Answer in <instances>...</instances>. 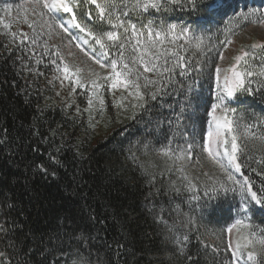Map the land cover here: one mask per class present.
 <instances>
[{
  "label": "trees",
  "instance_id": "16d2710c",
  "mask_svg": "<svg viewBox=\"0 0 264 264\" xmlns=\"http://www.w3.org/2000/svg\"><path fill=\"white\" fill-rule=\"evenodd\" d=\"M239 1L223 0L222 10L213 17L197 16L187 7L158 14L157 22L162 18L188 25L204 37L195 54L191 45H185L186 59L192 62L190 74L174 75L178 83L168 85L170 94L163 97V107L153 101L144 110L129 105L125 111L114 106L111 89L105 86V110L102 115L100 111L92 114L88 92L75 91L71 101L55 94L53 55L44 46L32 44L31 39L0 46V223L10 230L0 233V249L7 248L9 238L17 243L13 264L17 259L21 264H197L177 251L175 239L184 234L189 236L186 254L198 253V264H216V258L208 255L213 247L220 249V257L230 256L223 250L226 228L235 218L239 197L229 194L227 200L213 201L218 206L201 218L181 174L175 168L169 171L170 162L158 157L156 150L167 142V121L174 118L173 108L178 112L187 85L194 80L184 130L189 138L195 132L198 141L206 136L219 54L226 39L252 24L238 17ZM250 1L254 5L264 2ZM89 7L94 12L95 6ZM83 11L82 5L78 17ZM111 55H116L115 50ZM197 61L200 72L191 70ZM240 101L232 106L236 108L231 117L234 122L264 117L261 92L240 96ZM158 121L163 122L159 129ZM189 169L187 174L196 178ZM195 173L202 195L203 185L212 181L199 179L200 171ZM251 175L259 181L255 173ZM187 216L196 223L187 224ZM252 223L264 227V210L253 211ZM79 234L85 239H70Z\"/></svg>",
  "mask_w": 264,
  "mask_h": 264
},
{
  "label": "snow or ice",
  "instance_id": "6c2138e0",
  "mask_svg": "<svg viewBox=\"0 0 264 264\" xmlns=\"http://www.w3.org/2000/svg\"><path fill=\"white\" fill-rule=\"evenodd\" d=\"M26 4L27 6L20 5V8L25 13L23 21L33 35L29 37L25 33L24 39H31L35 45L45 34L43 29L47 28V35L51 39L54 29L58 28L65 34L69 44L77 42L75 47L94 65L109 70L108 75L101 76L95 68L88 67L85 78L81 75L85 69L79 65L70 68L67 63L57 64L55 60L52 61L63 80L72 81L79 88L91 85L92 95L99 101L102 115L105 110L104 100L99 90L105 86L112 90L123 89L126 95L122 94L119 101H114V106L125 111V101L133 110H144L153 101L163 107V97L170 94L168 85L178 83L174 81V75L187 77L190 74L189 66L192 62L186 59L188 48L185 45H191L195 54L201 50L204 37L197 35L188 25L168 23L162 18L157 22L158 14L170 13L176 7L181 10L187 7L197 16L204 13L207 17H213L222 10L223 0H26ZM82 5L84 11L78 17L77 10ZM93 5L94 12L89 7ZM29 13L35 19L30 20ZM237 15L245 21L264 24V11L252 9ZM103 25H107V28ZM10 27L11 23H3L5 30H10ZM6 34L14 39L17 36V33L11 31ZM178 40H183V44L178 45ZM20 43L23 44L24 40ZM225 43L231 44L232 40L226 39ZM82 45H88L90 50ZM44 48L47 52L46 42ZM112 50H115V56L111 55ZM55 56L63 60L59 48L56 49ZM219 59H224L223 52L219 54ZM234 61L227 69L215 67L217 91L215 102L211 104V111L208 113L211 118L207 124L206 136L198 141L195 132L189 138L184 130L185 113L192 107L190 96L197 83L194 80L187 85L185 98L180 103L178 112L172 105H167L173 108L175 115L167 121V142L156 150V155L164 158L166 163L170 162L169 171L175 168L181 174L180 178L186 182V190L192 194L190 200L196 202V210L201 218L204 213L214 211L218 206L213 201L227 200L229 194L239 197V202L234 205L239 218L226 228L229 236L235 229L237 238L234 243L229 240L227 244L226 251L230 252V256L220 257V249L211 248L208 255L216 258V264H264V227L254 226L252 223L253 211L256 208L264 210V117H255L250 123L234 122L231 118L236 112L232 103L243 102L240 101V96H254L257 92L264 95V43H253L247 49L242 48ZM191 70L201 71L199 61ZM222 71L223 89L220 88ZM179 86L185 87L183 84ZM92 103L89 98V107ZM218 110L222 115H217ZM135 114L133 111V118ZM162 124V121H158L157 129ZM147 147L145 144V149ZM205 161L218 168L224 179H219L214 173L203 172L212 183L203 185L201 195V186L195 182L198 178L190 177L186 169L203 168ZM40 170L47 173L43 166H40ZM252 173L260 178L259 181L252 177ZM154 179V176L151 177L149 183ZM254 185L256 190H253ZM173 188L177 193L180 192L174 185ZM7 207L12 205L8 203ZM160 220L169 231H174V226H168L163 217ZM195 223L193 217L187 216V224ZM241 228L244 234H241ZM9 231L0 223V233L7 234ZM70 239L84 240L85 236L79 234ZM188 241L187 234L182 238L176 237L177 251L186 255L188 261L196 260L198 264V253L195 256L186 254ZM204 247L207 248L208 245ZM8 249H11V254ZM17 250V243L9 238L7 248L0 249V264H13V256ZM15 264H21V260L17 259ZM23 264H27V261H23ZM73 264L77 262L73 261ZM83 264L87 262L84 261Z\"/></svg>",
  "mask_w": 264,
  "mask_h": 264
},
{
  "label": "rangeland",
  "instance_id": "374dc122",
  "mask_svg": "<svg viewBox=\"0 0 264 264\" xmlns=\"http://www.w3.org/2000/svg\"><path fill=\"white\" fill-rule=\"evenodd\" d=\"M20 5L27 6L26 0H0V46L3 43L9 42V40L13 38L10 35L6 34L7 31L17 33V37L19 38L23 37L25 33H27L28 36L33 35L32 30L23 21V17L25 13L24 10L20 8ZM29 19L30 20L35 19V17H32L31 14L29 13ZM3 23H11L10 30H5L3 28ZM245 30L240 35L239 38L233 40L232 43L227 47L224 53V59L221 60L219 64V67L222 70L227 69L235 62L234 57L240 54L242 48L246 49L253 43H264V24L255 23L254 25L248 27ZM42 31L45 33L40 37L42 39L43 44H45L46 42L48 49L52 50L53 53H55L56 49L59 48L63 60L61 61L59 58L57 59L62 64L67 63L70 68L73 65H79L81 68L85 69V72L81 74L85 78H87L86 72L88 67L95 68V70L99 72L101 76L108 75L109 70L100 69L98 65H94L91 60H89L86 56H84V54L80 51L79 48L75 47V43L77 42L74 41L72 44H69L67 38L65 37V34L62 33L60 29L58 28L54 29L51 39H49L47 35V28L43 29ZM82 46L86 50H90L88 45H82ZM105 63H107V61H105ZM57 77H59V79ZM223 77H224V72L222 71L220 77L221 89H223V84H224ZM62 80H63V76L61 75L60 72L57 71L54 77V85L56 88L55 94L60 95L63 99L66 98L69 100L68 98L69 89L73 90L79 87H76V85L69 80H63V83H61ZM85 89H88V91L92 94L90 84ZM99 93L102 95V89L99 90ZM111 93L115 101H119L122 94L126 95V93L123 92V89H116V90L111 89ZM91 99L93 103L90 108L92 113L95 114L98 111H100L99 101L93 95ZM124 103L127 105V107L130 105L127 104V101H125ZM217 115H222V113L218 110ZM207 163L208 162H204L205 172H210V173H214L215 175L223 176L218 168H216L210 163H208L207 166ZM195 177L198 178L197 175H195ZM202 177L204 178V180L208 179V177H205L204 175H202ZM237 218L239 217L237 216ZM241 234H244L243 228H241ZM236 238H237V232L234 229L231 236L228 235L227 244L229 240H232L234 243Z\"/></svg>",
  "mask_w": 264,
  "mask_h": 264
}]
</instances>
